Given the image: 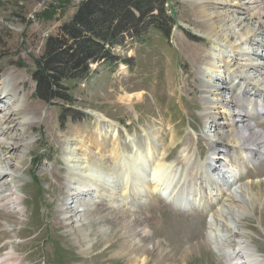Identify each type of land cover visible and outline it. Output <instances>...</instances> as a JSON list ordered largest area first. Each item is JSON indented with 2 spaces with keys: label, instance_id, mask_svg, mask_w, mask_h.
<instances>
[{
  "label": "rangeland",
  "instance_id": "rangeland-1",
  "mask_svg": "<svg viewBox=\"0 0 264 264\" xmlns=\"http://www.w3.org/2000/svg\"><path fill=\"white\" fill-rule=\"evenodd\" d=\"M82 1L85 0H0V93L12 88L18 94L14 101L10 100L11 95H1L0 117L10 115L11 109L22 105L17 109L20 114L24 109L28 112V108L39 110L26 115L32 125L17 128L16 134L21 137L10 136L16 145L12 148L17 151L9 156L19 166L14 169L13 184L0 179V257L13 252L16 264H156L153 245L158 242L157 251L171 261L167 264H227L222 249L207 241L208 229L216 210L245 203L246 210L242 211L239 223L229 225L231 230L240 231L244 240L264 258V155L246 166L237 184L223 187L226 183H222L223 188L210 185L205 195L199 181L197 184L194 181L193 172L197 169L192 170L199 160L207 163L212 150L219 152L220 161L235 156L232 145L225 149V142L216 143L223 136L213 126L224 124V132L230 130L227 125L231 121L222 118L223 113L231 112V107L237 110L240 107L244 112L260 106L256 104L264 107V92L247 85L257 73L264 76L262 71L249 69V65L260 63L254 61L252 52L264 53L251 43V40L264 43L263 30L248 41L246 37L247 30L258 25L248 7L254 0H219L225 4L218 2L215 6L202 0H154L142 15L136 9L133 15L126 7L131 17L121 18L128 25H124L125 33L117 35V44L113 46L115 63H92L89 75L78 74L73 78L58 70L60 81L53 89L55 97L47 103L36 97L35 61L44 53L48 39L61 36L60 28L73 18ZM105 6L103 9H108ZM146 10L162 17L159 26L164 31L148 25L151 19ZM209 26H216L213 33L220 32L219 37L224 36L232 49L221 39L215 38L221 45L214 43L208 36ZM240 39L247 41L244 47L236 46ZM191 50L198 53L196 58L205 56V59L196 63ZM56 61L59 63L56 67L65 65L61 58ZM221 98H232V106H223L218 102ZM235 99L242 101L240 106ZM207 114L219 116L206 120ZM245 115L251 125L264 132L262 116ZM97 118L107 119L117 128L123 144L138 138L145 146L142 161L132 166L123 159L117 163L104 156L103 165L90 173L92 177H84L82 168L76 167L74 171L68 166L67 158L76 162L78 156L74 151L71 154L69 147L63 149V137L75 130L93 133ZM148 139L155 155L145 145ZM253 146L257 148L252 144L250 151ZM186 155L191 162L184 168ZM156 159H166L164 166L169 171L161 182L153 164ZM218 167L221 163L216 164ZM72 173L78 176V184L79 179L87 182L92 179L85 196L77 197L79 202L106 200L107 204L110 196L99 200L96 189L104 185L114 190L124 217L136 216L146 224L149 239L143 247L152 256L147 259L141 253L137 257L121 253L129 235H122L125 230L121 218L109 216L100 203V211L74 218L80 227L73 225L71 229L70 225H64L60 206L68 204V209L76 211V202L71 200L75 193L67 191L64 182ZM8 189L19 197L18 208L6 200ZM221 189L228 190L225 197L217 192ZM159 190L162 193L173 190L174 194L190 192L193 199L200 193L205 197L206 208L194 202L190 210L182 211L174 202L166 201ZM238 190L241 191L235 194ZM131 193L136 195L130 198ZM246 195L251 197L250 203L245 202ZM231 215L228 213L232 223L236 218ZM78 231L87 233L88 239H83ZM220 231L224 234L222 243L235 247L234 232L225 228Z\"/></svg>",
  "mask_w": 264,
  "mask_h": 264
},
{
  "label": "bare ground",
  "instance_id": "bare-ground-1",
  "mask_svg": "<svg viewBox=\"0 0 264 264\" xmlns=\"http://www.w3.org/2000/svg\"><path fill=\"white\" fill-rule=\"evenodd\" d=\"M202 1H205L206 3L209 2V3H211V5H214V6L217 5L218 2H220V3H218L220 5L225 4L224 2L219 1V0H202ZM259 3H261V4H259ZM249 4H250V6H248V7H249V9H251L249 11H251V13H252L251 17L257 18L258 25H257V27H254L253 29L247 30L248 31L246 33L247 41L249 40L250 36H252V35L255 36L259 32H261L260 30L264 31V0H258V1L254 0V1L250 2ZM260 5H262L263 7ZM239 8H242V6L239 5ZM202 14H205V10L203 11ZM202 14H200V15H202ZM237 21H239V20H236L235 22H237ZM210 26L208 28L209 29L208 36L211 38V40H213V42L218 44V45L221 42L225 43L226 46L229 45L228 46L229 49L230 48L232 49V46H230V44L228 42H226V39L224 36L221 38L219 37L220 32L213 33L216 29V26H212V27H210ZM221 29H222V27H221ZM219 31H221V30H219ZM215 38L221 39V42H219ZM240 41L241 42H239V44L236 43V46L244 47L247 41H242V39H240ZM251 43L253 45L257 46L259 49L262 48L264 51V43L255 42V40H251ZM191 51H192V55L194 56V61L196 63H200L205 59V56H202L200 58H196L198 56V53L195 50H191ZM251 56H254L255 62L258 63L260 61V63L258 65L257 64L249 65V69H251L252 71H255V72H257V71L264 72V53L258 54L256 51H254V52H252ZM212 68H214V67H211V68L209 67L210 70H213ZM257 74L258 75L256 77L249 78V80L251 79V81H248L247 85L252 87L253 89H256L257 91L262 90L264 92V76H261L262 73H257ZM260 77H261V79H260ZM257 78H259L260 80H257ZM2 84H4V83L2 82ZM5 89H6V91H4L3 93H0V98H1V95H4V94L7 96L11 95L12 98L10 100L14 101L15 97H17L18 94L13 92L12 88L11 89L5 88ZM15 89L17 91H19L18 88H15ZM3 99H5V98H3ZM235 101L238 104V106H240L242 101H237V99H235ZM218 102H221V104H223V106H226V107H228L229 105L232 106V98L230 100H227V98H221L218 100ZM212 104H213V102H212ZM214 104H216V103H214ZM22 106H20V107H22ZM20 107H14L13 109H11L10 115L8 114L6 116L0 117V177H1L0 179L2 182L9 181V182H11V184H13L12 181H13L14 169H17L19 165L17 163L15 164L14 161L12 160V157L9 156V154H15L14 152L17 151L16 149L14 150L12 148L16 145L11 140L10 136L14 135L17 137H21V136L16 134L17 128H19V127L24 128L26 126V124L32 125L31 120L28 119V117L26 118V115L29 114V111L39 113L38 109L28 108L29 109L28 112L24 109L23 114H20L17 110ZM1 112H2V109H0V113ZM226 112L227 113H225V114L223 113L222 118H224L225 120L231 121V123L227 125L228 129H230V130H228L225 133L224 130L226 127L224 126V124H220L218 127H216V125L213 126L214 129L216 131H218V133H221L223 136V139L219 138L216 143L219 144L221 142H225L227 145L225 147V149L228 146L232 145V147H233L232 149L235 151V156L228 157L226 160L220 161L219 160L220 159L219 152L216 150H212L211 154H210L211 157H209L206 160L207 163H203L199 160V162H197L196 164L195 163L193 164L192 170L194 171L197 169L195 172L192 171L194 173V177H195L194 178L195 184H197L199 181V186H201L200 187L201 190L204 191V195H205V192L209 193V191L207 189H208V186H210V185L215 187V188H223L227 185L234 186L235 184H237V178H239L240 176L243 175V173L245 172L246 166L248 164L251 163V165H252L253 163H255L254 161L256 160L257 156H259V155H260V157H258V158L264 157L263 156L264 155V132L262 130H260L258 128V126L251 125L248 122V120H246L247 118L245 115V114H249L250 117H251V115H256V114L260 115L257 108L252 109L250 112L248 110H246V112H244L240 109V107H239V110H237L236 107L235 108L231 107V112H229V111H226ZM262 112H263L262 116L264 117V107L263 106H262ZM243 113H245V114H243ZM216 116H219V115L218 114L217 115H211V114L205 115L206 120L215 119ZM250 117H249V119H250ZM95 121H96L95 130L93 133H80L79 131L75 130L71 134H69L68 136L63 137L62 142H61L63 147H64L63 149H65V147L68 149V147H69V149L71 150L70 153L73 154L74 152H77V156H78L76 162H75L76 159L70 158L68 160V158H67L66 161L68 163L67 164L68 166H71V168L74 171H75L76 167H79L80 169L82 168L81 171L84 173V175H85L84 177H86L87 175H91L90 177H92V174H90V173H92L94 171V168H96V171H97V168H100L103 165L102 164V158L104 156L111 157L113 159V161L117 162V163L120 162L121 159H123L124 162H127L128 164L131 163V165L132 164L135 165L136 163H134V162L139 163L142 161L141 159L144 156V147L145 146L138 140V138H135L134 140L129 141V143L127 142V144H123L120 142L121 140H120L117 128L112 127L110 125V122L107 119L102 120V119L97 118V120H95ZM113 125H115V124H113ZM211 128H212V126H211ZM252 144H255V146H257V148L255 149V147L253 146L254 150L250 151L249 148H250V146H252ZM145 145H147L151 149H153V147L150 146V145H152V141H149V139L146 140ZM72 146H74V148H72ZM66 151L69 152V150H66ZM154 153H156V151L153 149V154ZM2 154H4L3 157H1ZM68 154L69 153H67V155ZM71 154H70V156H71ZM239 154H241L242 157H239L238 156ZM261 156H263V157H261ZM66 157H69V156H66ZM165 160L166 159H161V160L156 159L153 162L154 167H155V171L157 170L156 173H157V177H158L159 182H161L162 179L167 178L168 174H169L168 168L166 166H164ZM190 160H191V157L189 155H186V157L184 158V162H183L184 168H187L190 165V162H191ZM218 163H221V167H218L216 169V164H218ZM6 168H7V170H5ZM231 169L232 170L237 169V171H231ZM228 176H230V178H228ZM77 178H78V176L74 173H72L71 175H68L66 178H64V182L66 183L67 191H74L73 193H75V195L71 196V200L76 202L74 204L76 211L72 207H70L68 209L67 208L68 204H63L60 206L61 208L59 210V215L61 216V220L64 223V225H66V224H67V226L70 225L71 229H72L73 225L80 227L79 226L80 222L74 221V218L79 217L81 219L84 216H86V215L88 216L89 214H91V212L94 210L100 211V209L98 208V205L100 203L104 208H107L109 216H112L114 218L118 216L121 218V223H122V226H124V230H125V233L122 235L123 236L129 235L128 237L133 240V242H131L132 240L131 239L128 240L129 239L128 238L127 239L128 241L127 240L124 241V243L122 245L121 253L126 255V256L132 255V256H136V257L141 253V256L146 255L147 259L150 256H152L151 255L152 252L149 255V253L146 252L147 249L145 250L143 247V245L146 243L147 238H148L147 237L148 235L146 232V224L144 222L140 221L139 218H137L134 215H132L134 217H124L123 213H125V212L123 211V208H121L120 201L118 200L119 198L115 197L114 190L107 188L104 185H98L97 184L98 188L96 189L97 192H95V194L98 195V197H99L97 199L100 200V197H102V196L105 199H106V197L108 199V196H110L109 197L110 201H107V204H105L106 200L105 201L103 200L102 202L97 201L98 203H90L89 201H86V199H84L83 201L79 202L77 197H80V196L84 197L85 196L84 193L86 192V188L89 187V184L92 182V179L90 178L89 182H87L86 179L84 180V178L81 179L82 181L79 179V184H78ZM184 183H185V181H182L183 185H184ZM222 183H226V184H224L223 187H221ZM4 184H6V183H4ZM237 186H239V185H237ZM240 186H242V185H240ZM74 187H76V188H74ZM243 187H245V185ZM9 189H8L9 195L6 197V200L11 201L12 205L15 208H18L19 197L18 198L15 197L14 194L11 193ZM5 190H7V188ZM175 190H176V188H175ZM183 191H184V189H183ZM183 191H182V193L179 194V197H178L179 200H177L175 202V204H177V202H180V205H181L180 207H182L185 210H187V209L190 210V208L193 206V203L198 201V203H200V205H201V208H206L205 207L206 202H204L205 197L201 196L200 193L196 194L195 198L193 199L190 196V194H191L190 192H188V193L186 192L184 194ZM227 191L228 190H222L221 189V190H218L217 192H219L221 197H225L224 192H227ZM239 191H241V190L236 191L235 194H238ZM134 195H136V194L131 193V194H129V197L130 198H131V196L134 197ZM174 195H178V194H174L173 190H170V192L168 194V199L166 201L170 202V200H169L170 197L172 199H174ZM237 197H235V198H237ZM3 199H4V197L2 196L1 201ZM124 199H126V198H124ZM245 202H247V203L251 202V197L249 195L245 196ZM69 204H71V203H69ZM245 210H246L245 203L242 205L240 204L238 207H235V208H232L231 206L230 207L222 206L219 210H216L213 214V219L211 222L212 225H210V227L208 229L207 241H209V243L213 244L216 249H220V248L222 249L223 254H224L223 258L225 259L227 264H264V258H262L257 253V251H255L256 249H254L252 246H250V244H248L249 241L244 240V238L240 234L241 232L237 231L236 228L235 229L232 228V230H231L230 225L233 223H234V225H237L239 223V217L241 218L243 216L241 214L242 211H245ZM81 213L84 215H80ZM228 213L231 217H232L231 213L235 214L236 220L235 221L233 220L232 223L228 219ZM216 220H219V224L216 223L217 222ZM221 228H225V229H228V230L234 232V234L237 237L236 242H235L236 243L235 247H231L229 245V243H227V244L222 243L221 240L224 238V234H222V232L220 231ZM101 230L99 233H102ZM78 233L80 234V236L83 239H88V237H89L87 235V233H83L81 231H78ZM217 242H219L220 245H218ZM159 246H160V244L158 242L153 245V251L155 252L154 256L156 257L155 260H157L156 264L171 263L169 258L162 255V252L157 251ZM214 246H213V248H214ZM88 250H89V248H88ZM186 253H187V251L182 255L181 259L184 258ZM223 254L221 253V255H223ZM128 262L132 263V260H128ZM16 263H17V260L15 258H13V252H10V253L5 254L4 256L0 257V264H16Z\"/></svg>",
  "mask_w": 264,
  "mask_h": 264
},
{
  "label": "trees",
  "instance_id": "trees-1",
  "mask_svg": "<svg viewBox=\"0 0 264 264\" xmlns=\"http://www.w3.org/2000/svg\"><path fill=\"white\" fill-rule=\"evenodd\" d=\"M153 2L154 0L82 1L73 18L60 28L61 36L48 39L44 53L35 61L37 68L33 80L36 83V97L47 103L51 102L55 97L53 89L60 81L58 70L62 69L64 74L73 78L78 74L89 75V65L92 63L114 64L116 56L113 54V46L117 44V35L125 33L124 25H128L121 18L130 20L129 13L134 15V9L142 15V11L148 10ZM104 6L108 9H103ZM126 7L129 13L125 11ZM147 10L146 13L150 14ZM148 18L151 19L149 26L164 31L159 26L162 17L150 14ZM58 58L65 65L56 67L59 64L56 61Z\"/></svg>",
  "mask_w": 264,
  "mask_h": 264
}]
</instances>
